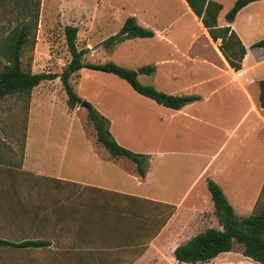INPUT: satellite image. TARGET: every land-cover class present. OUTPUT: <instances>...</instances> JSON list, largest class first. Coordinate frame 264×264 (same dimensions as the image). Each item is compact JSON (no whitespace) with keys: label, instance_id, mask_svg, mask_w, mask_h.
<instances>
[{"label":"crops","instance_id":"1","mask_svg":"<svg viewBox=\"0 0 264 264\" xmlns=\"http://www.w3.org/2000/svg\"><path fill=\"white\" fill-rule=\"evenodd\" d=\"M182 1L200 33L186 34L183 38L186 45L182 51L173 43V65L177 63L174 55L179 53L190 72V88L194 89L190 95L200 99L179 110L166 109L173 112V119L177 116L182 118L181 124L185 127H173V132H185L187 144H177L179 148L166 153L173 157L161 155L160 159L150 158L143 179L100 158L90 143L95 157H72L69 160L73 163L80 160L84 165L90 162V165H85L92 167L89 176L84 174V169L83 174L75 170L70 176L57 177L52 172L29 171L33 176L54 180L60 186L73 187L78 191L73 205H59L58 217L59 245L65 257H72L76 263L178 264L173 258L174 249L197 233L211 228L205 227L208 221L205 214L208 212L195 204L181 205L182 199L211 170L208 179L221 188L235 216L240 213L246 218L264 209V110L259 106L258 85L264 78L253 75L256 67L264 62V48L252 47L264 40V0L243 7L232 22H227L225 15L236 0H213L222 5L218 26H229L245 47L241 69L237 72L228 66L220 52L219 56L214 51L212 45L219 43L209 38L199 19ZM154 33L155 37L159 36ZM202 66L210 68L214 77H199L195 69L203 71ZM31 73L36 74L34 71ZM175 78L177 80L181 76ZM41 83L32 89L29 99L24 95L0 99V166L5 164L10 171L18 170L12 157L16 156L22 141L19 170L28 172V138L35 98L39 100L38 97L44 95L39 91ZM217 138L219 143L211 153L210 143ZM229 144L232 145L218 161ZM65 157L63 153L59 163ZM259 164L260 175L257 174ZM191 171L194 173L189 176ZM183 182L186 184L179 202L172 204L162 198L173 197L170 195ZM141 186L143 189L139 190ZM136 190L140 192H134ZM248 193L250 200L247 204L235 202L238 205L234 206L228 200V197L241 198ZM200 197L203 199L204 195L199 194ZM136 249L137 253L133 254ZM230 252L209 263L222 258V264H258L243 256L241 250L235 254Z\"/></svg>","mask_w":264,"mask_h":264},{"label":"rangeland","instance_id":"2","mask_svg":"<svg viewBox=\"0 0 264 264\" xmlns=\"http://www.w3.org/2000/svg\"><path fill=\"white\" fill-rule=\"evenodd\" d=\"M128 17L135 18L139 25L143 24L141 26L159 36L98 47L104 40L116 35ZM68 25L78 29L77 48L87 49L82 59L84 64L111 62L131 70L151 66L154 69L151 74L137 75L140 84L169 95L195 96L190 95L194 92L190 88V72L179 53L174 55L177 63L173 65V43L182 51L186 45L183 40L186 34L200 33L182 0H41L36 44L32 51L27 50L23 54L22 68L36 73H60L70 59L64 37V27ZM218 45L215 43L212 48L219 54ZM202 68L203 71L195 69L199 77H214L210 68ZM177 75L181 78L176 80ZM253 75L264 78V62L256 67ZM69 82L82 101L107 121L112 138L127 150L147 156L148 163L150 158L160 159L158 157L161 155L173 157L166 153L179 148L177 144H187L188 135L185 132H173V127H185L181 124V117L173 119L171 110L137 94L117 76L82 68L71 76ZM39 91L44 95L38 97L39 100L35 98L33 107L28 138V172L19 170L22 141L16 156L12 157L17 162V172L10 171L5 164L0 166V238L14 243L39 239L50 241L51 245L45 248L0 247V264H79L63 254L58 228L59 205H73L78 191L73 187L60 186L54 180L33 176L29 171L35 170L41 174L52 172L57 177L70 176L75 170L83 174L84 169V174L89 176L92 167L85 165H90V162L84 165L80 160L79 163L69 160L72 157H95L89 146L92 131L81 106L74 110L67 109L66 94L58 79L42 82ZM184 124L187 125L185 121ZM218 143V138L210 143L211 153ZM63 153L66 157L59 163ZM257 169L260 175V164ZM211 172L182 199L181 205L188 207L195 204L200 210L208 212L205 214L208 219L205 227L220 229L206 185L207 180H211L208 179ZM193 173L191 171L189 176ZM185 184H178L173 195H170L173 197L162 198L172 204L179 202ZM139 190L134 192L138 193ZM199 194L204 198H199ZM228 198L236 206L238 204L235 202L247 204L250 194ZM236 217L243 218L240 213ZM240 250L241 247L234 243L230 253L235 254ZM136 253L137 249L133 254ZM221 259L207 264H222Z\"/></svg>","mask_w":264,"mask_h":264},{"label":"trees","instance_id":"3","mask_svg":"<svg viewBox=\"0 0 264 264\" xmlns=\"http://www.w3.org/2000/svg\"><path fill=\"white\" fill-rule=\"evenodd\" d=\"M190 11L196 16L209 38L219 42L218 50L235 72L241 69L246 50L238 36L229 26L220 27L217 18L222 5L213 0H184ZM257 0H236L225 15L227 22H232L236 14L246 5ZM41 8V0H0V99L12 95H24L29 99L32 89L44 81L58 79L66 94L68 110L81 106L82 99L73 91L70 78L82 68L112 74L129 84L134 92L154 101L156 104L172 110H179L196 96L169 95L155 88L142 85L137 80L138 74L149 75L153 67L144 66L137 70L126 69L114 63L84 64L82 62L86 48L78 49L77 27H64V37L69 61L60 73H36L22 68V56L32 51L36 44V34ZM153 31L139 25L135 18L128 17L119 32L102 42L103 47H111L125 40L151 38ZM253 48H264V40L253 44ZM259 106L264 110V80L259 81ZM82 107V106H81ZM86 113V123L92 131L89 143L97 155L111 161L119 167L133 172L143 179L147 173L148 158L135 154L120 146L109 133L107 121L89 104L82 107ZM207 189L213 204V213L221 230L207 228L173 251V258L178 264H207L223 253L232 251L233 244L241 247L243 256L258 264H264V209L246 218L238 219L227 202L221 188L207 180ZM50 245L46 240H22L14 243L0 238V247L45 248Z\"/></svg>","mask_w":264,"mask_h":264},{"label":"water","instance_id":"4","mask_svg":"<svg viewBox=\"0 0 264 264\" xmlns=\"http://www.w3.org/2000/svg\"><path fill=\"white\" fill-rule=\"evenodd\" d=\"M87 104H88V103H86L85 101H82V102H81V106L84 107V108H87Z\"/></svg>","mask_w":264,"mask_h":264}]
</instances>
